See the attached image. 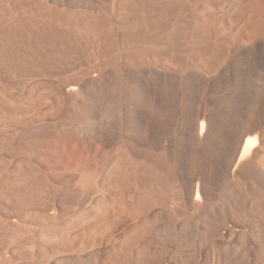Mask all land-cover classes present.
<instances>
[{
    "label": "bare ground",
    "instance_id": "obj_1",
    "mask_svg": "<svg viewBox=\"0 0 264 264\" xmlns=\"http://www.w3.org/2000/svg\"><path fill=\"white\" fill-rule=\"evenodd\" d=\"M264 0H0V264H264Z\"/></svg>",
    "mask_w": 264,
    "mask_h": 264
},
{
    "label": "rangeland",
    "instance_id": "obj_2",
    "mask_svg": "<svg viewBox=\"0 0 264 264\" xmlns=\"http://www.w3.org/2000/svg\"><path fill=\"white\" fill-rule=\"evenodd\" d=\"M262 149H264V147H262ZM258 160L264 162V151L259 155Z\"/></svg>",
    "mask_w": 264,
    "mask_h": 264
}]
</instances>
